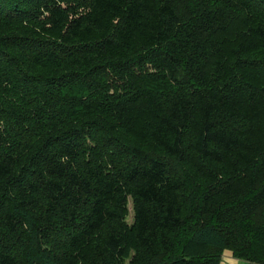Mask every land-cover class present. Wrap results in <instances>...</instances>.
Returning a JSON list of instances; mask_svg holds the SVG:
<instances>
[{
    "label": "trees",
    "instance_id": "1",
    "mask_svg": "<svg viewBox=\"0 0 264 264\" xmlns=\"http://www.w3.org/2000/svg\"><path fill=\"white\" fill-rule=\"evenodd\" d=\"M226 249L264 264V0H0V264Z\"/></svg>",
    "mask_w": 264,
    "mask_h": 264
},
{
    "label": "crops",
    "instance_id": "2",
    "mask_svg": "<svg viewBox=\"0 0 264 264\" xmlns=\"http://www.w3.org/2000/svg\"><path fill=\"white\" fill-rule=\"evenodd\" d=\"M218 264H249L245 261L235 258L228 249L224 250Z\"/></svg>",
    "mask_w": 264,
    "mask_h": 264
},
{
    "label": "rangeland",
    "instance_id": "3",
    "mask_svg": "<svg viewBox=\"0 0 264 264\" xmlns=\"http://www.w3.org/2000/svg\"><path fill=\"white\" fill-rule=\"evenodd\" d=\"M129 215L127 217V221L130 222L131 221V218H132V210H131V205L129 204Z\"/></svg>",
    "mask_w": 264,
    "mask_h": 264
}]
</instances>
